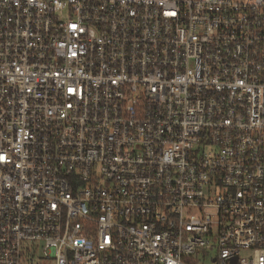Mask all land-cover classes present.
<instances>
[{"label":"built area","instance_id":"obj_1","mask_svg":"<svg viewBox=\"0 0 264 264\" xmlns=\"http://www.w3.org/2000/svg\"><path fill=\"white\" fill-rule=\"evenodd\" d=\"M0 264H264V0H0Z\"/></svg>","mask_w":264,"mask_h":264}]
</instances>
